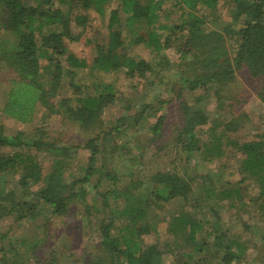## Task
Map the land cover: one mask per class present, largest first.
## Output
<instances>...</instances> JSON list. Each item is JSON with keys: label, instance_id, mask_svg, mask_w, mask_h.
Listing matches in <instances>:
<instances>
[{"label": "trees", "instance_id": "trees-1", "mask_svg": "<svg viewBox=\"0 0 264 264\" xmlns=\"http://www.w3.org/2000/svg\"><path fill=\"white\" fill-rule=\"evenodd\" d=\"M170 1L175 2L183 18L174 26L160 24L163 6ZM219 2L150 0L145 5L139 0H36L33 4V0H0V83L10 84L2 113L30 124L41 107L49 117L58 116L65 124L94 135L82 148L68 147L51 141L44 128L36 130L37 138H29L22 132L8 136L6 127L0 125V148L8 150L0 154V220L14 214L19 221L35 218L39 205L46 206L52 216H65L80 195L87 194L85 186L98 171L94 187L99 188L103 178L110 182L98 195L113 217L101 225L98 253H91L89 264H156L163 252L158 244L145 247L143 237L155 230L150 214L174 202L182 208L172 214L168 226L177 243H184L187 249L183 257H191L193 264H248L249 251L255 245L231 234V229L225 231L218 215L217 201L229 200L232 205L242 202L240 194L232 192L233 183L218 187L212 177H207L210 187L203 199L194 191L198 180L176 171L161 169L147 181L124 183L118 172L105 171L103 165L97 168L102 148L128 135L130 129L147 119L150 109H155L144 105L135 115L120 117L115 127L104 130L105 110L122 99L105 77L124 71L129 79L141 80L154 72L151 63L129 55L134 46L143 45L156 54L175 50L179 60L192 70L191 77L179 76L177 82L183 125L173 145L177 150L178 146L185 149L188 155L202 148L198 130L210 120L202 106L204 100L213 95L221 103V88L232 83L238 71L261 81L257 96L264 105V0H233L234 25L225 29L234 41L233 60L228 56L226 35L206 33L205 21L199 15L203 9L216 10ZM112 3H117V8L107 13ZM91 10L106 20L107 28L105 40L94 44L92 65L87 56L71 49V44L82 41V34H75L72 24L85 30ZM67 89L72 93L63 97L61 92ZM236 121L224 125L225 131L236 132ZM164 122L165 117L160 116L149 129L154 145L163 138ZM80 149L91 153L86 174L68 182L69 159ZM34 151L53 155L46 173ZM239 151L244 156L240 183L255 181L264 197V134L240 145ZM143 159L141 156L139 162ZM6 174L20 175V179L11 183ZM14 185L33 199L17 197ZM211 197L217 201L209 205ZM206 208L212 218L205 213ZM261 209L264 211V202Z\"/></svg>", "mask_w": 264, "mask_h": 264}, {"label": "rangeland", "instance_id": "rangeland-1", "mask_svg": "<svg viewBox=\"0 0 264 264\" xmlns=\"http://www.w3.org/2000/svg\"><path fill=\"white\" fill-rule=\"evenodd\" d=\"M139 1L145 5L150 2ZM35 2L36 0H33V4ZM232 5L233 0H220L216 10L203 9L199 13L205 21L203 28L206 33L219 31L226 35L225 29L234 25ZM174 6L173 1L163 6L160 24L174 26L182 22L181 12ZM116 8L117 3H112L106 11L109 13ZM87 15L89 22L85 30L75 23L72 24V31L82 34V41L71 44V49L80 56H87L89 64L92 65L94 44L98 40H105L107 28L106 20L101 19L93 10L87 12ZM226 37L228 56L233 60L234 41L229 35ZM129 55L138 61L151 63L154 72L141 80L129 79L124 71L105 77V81L115 85L117 91L122 94V99H118L113 106L105 110L102 116L104 130L107 132L115 127L120 117L135 115L144 105L155 106V109H150L146 114L147 119L130 129L128 135L113 139L102 148L97 168L103 165L105 171L118 172L124 183L147 181L151 174L161 169L176 171L190 179L198 180L194 191L203 199L210 187L207 177H212L218 187L233 183L232 192L234 195L240 194L242 202L234 201L235 205H232L229 200L217 201L215 197H211L208 203H219L218 215L225 231L231 229V234L243 236L246 242L255 245L256 248L252 247L249 251L248 264H264V211L261 209L264 197L255 181L247 179L240 183L244 176L241 173L244 156L239 151L240 145L256 140L264 134V105L257 96L261 81L252 78L245 71H238L235 80L221 88V103L213 95L204 100L202 106L210 120L208 125L198 130L202 148L200 152L188 155L185 149L178 146L177 150L173 146L176 132L183 125L177 99L180 86L177 82L179 76L193 75L189 73L192 70L189 69L188 63L180 61L175 50L156 54L143 45L132 47ZM164 57L169 61L165 62ZM9 89L10 84L0 83V125L6 127L8 136L22 132L26 137L37 138L36 130L44 128L49 133L50 140L57 141L60 146L81 148L88 138L94 136L85 134L76 126L65 124L58 116L49 117L41 107H38L30 124H22L5 116L2 109ZM71 93L72 91L67 89L63 90L61 95L68 97ZM159 101L165 104H160ZM158 108L160 111H156ZM160 116L165 117L163 138L154 145L149 129ZM233 119H237L235 123L238 130L226 132L224 125ZM3 153H8V150L0 148V154ZM33 153L46 173L52 165L53 155L45 152ZM90 156L88 150L80 149L75 153L73 151L69 159L70 166L66 170L68 182L86 174ZM141 156L144 159L140 163ZM189 156L192 158L189 159ZM99 175L96 171L93 181L85 186L87 194H81L65 216H52L46 206L39 205L35 218L28 217L19 221L14 214L0 220V264H89L93 258L91 253H98L101 225L113 217L110 215V209L103 208V201L98 195L111 184L103 178L102 185L95 189L94 184L98 182ZM4 177L11 183L20 179V175L6 174ZM12 189L20 199H33L32 195L23 193L16 185L12 186ZM31 190L35 191L34 188ZM181 208L180 203L174 202L150 214L149 220L155 225V230L143 237V244L145 247L155 244L160 246L163 255L156 264H193L191 257H183V254H187L184 243L179 245L176 235L169 231V219ZM205 213L212 218L208 208Z\"/></svg>", "mask_w": 264, "mask_h": 264}]
</instances>
